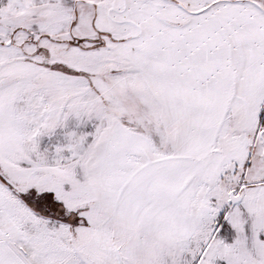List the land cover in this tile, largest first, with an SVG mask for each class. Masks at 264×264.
Instances as JSON below:
<instances>
[{"label": "snow or ice", "instance_id": "obj_1", "mask_svg": "<svg viewBox=\"0 0 264 264\" xmlns=\"http://www.w3.org/2000/svg\"><path fill=\"white\" fill-rule=\"evenodd\" d=\"M0 264H264V0H0Z\"/></svg>", "mask_w": 264, "mask_h": 264}]
</instances>
